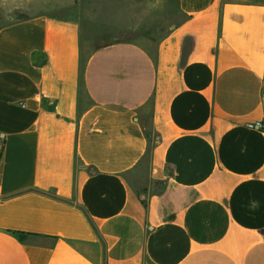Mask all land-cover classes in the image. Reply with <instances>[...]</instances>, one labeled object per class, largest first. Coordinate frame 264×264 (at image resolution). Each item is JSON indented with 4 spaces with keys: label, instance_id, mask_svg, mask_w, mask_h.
<instances>
[{
    "label": "crops",
    "instance_id": "obj_1",
    "mask_svg": "<svg viewBox=\"0 0 264 264\" xmlns=\"http://www.w3.org/2000/svg\"><path fill=\"white\" fill-rule=\"evenodd\" d=\"M75 1L0 0V264H264V0H174L154 52Z\"/></svg>",
    "mask_w": 264,
    "mask_h": 264
},
{
    "label": "rangeland",
    "instance_id": "obj_2",
    "mask_svg": "<svg viewBox=\"0 0 264 264\" xmlns=\"http://www.w3.org/2000/svg\"><path fill=\"white\" fill-rule=\"evenodd\" d=\"M52 10L80 20L89 50L132 40L154 52L159 39L184 18L174 0H77Z\"/></svg>",
    "mask_w": 264,
    "mask_h": 264
},
{
    "label": "trees",
    "instance_id": "obj_3",
    "mask_svg": "<svg viewBox=\"0 0 264 264\" xmlns=\"http://www.w3.org/2000/svg\"><path fill=\"white\" fill-rule=\"evenodd\" d=\"M100 47H102V46H100Z\"/></svg>",
    "mask_w": 264,
    "mask_h": 264
}]
</instances>
